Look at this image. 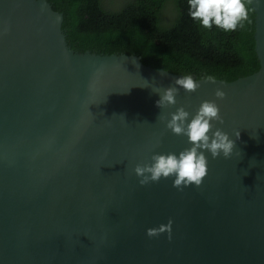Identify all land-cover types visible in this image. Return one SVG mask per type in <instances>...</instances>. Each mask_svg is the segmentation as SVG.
Listing matches in <instances>:
<instances>
[{
	"label": "water",
	"instance_id": "water-1",
	"mask_svg": "<svg viewBox=\"0 0 264 264\" xmlns=\"http://www.w3.org/2000/svg\"><path fill=\"white\" fill-rule=\"evenodd\" d=\"M249 1L260 69L196 80L160 109L185 75L74 51L47 0H0V264H264V0ZM204 101L232 155L205 151L199 187L140 186L136 164L191 147L158 116L183 106L190 120ZM169 220L171 240L147 237Z\"/></svg>",
	"mask_w": 264,
	"mask_h": 264
},
{
	"label": "trees",
	"instance_id": "trees-1",
	"mask_svg": "<svg viewBox=\"0 0 264 264\" xmlns=\"http://www.w3.org/2000/svg\"><path fill=\"white\" fill-rule=\"evenodd\" d=\"M63 16L61 29L74 51L136 55L143 64L195 80L225 82L256 73L255 12L235 31L204 29L187 0H47Z\"/></svg>",
	"mask_w": 264,
	"mask_h": 264
},
{
	"label": "clouds",
	"instance_id": "clouds-1",
	"mask_svg": "<svg viewBox=\"0 0 264 264\" xmlns=\"http://www.w3.org/2000/svg\"><path fill=\"white\" fill-rule=\"evenodd\" d=\"M248 2L249 0H187L188 14L204 29L215 26L222 31L231 32L238 27H243L244 22L249 20ZM256 7H260V0H257ZM163 74L165 72H162ZM207 79L214 78L209 76ZM173 83L175 86L164 89L162 95H159L160 98L156 102L158 108L175 106L179 89L192 93L199 88V83L191 75L175 79ZM215 97L223 100L225 93L217 89ZM219 113V107L214 101H204L190 120V113L183 106L176 108L174 113H170V118L159 115L158 119L165 124L166 130H170L177 136H186L191 147L178 155L154 154L151 156L150 163L136 164L132 171L139 185L145 186L158 183L161 179L175 177L172 186L180 191L189 185L199 187L207 175L208 160L204 155L205 151L210 153L213 159L221 155L228 159L235 147V141L230 139L227 133L219 128L213 130L212 121L223 124ZM239 136L240 133L237 132L236 139H239ZM171 227L172 221L169 220L167 224L147 229L146 235L154 238L167 234V238L171 240Z\"/></svg>",
	"mask_w": 264,
	"mask_h": 264
}]
</instances>
